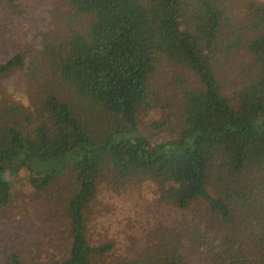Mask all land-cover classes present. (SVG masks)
<instances>
[{
    "label": "trees",
    "instance_id": "obj_1",
    "mask_svg": "<svg viewBox=\"0 0 264 264\" xmlns=\"http://www.w3.org/2000/svg\"><path fill=\"white\" fill-rule=\"evenodd\" d=\"M233 2L52 0L49 28L0 61V78L23 69L29 79L25 105L0 102V227L19 177L56 201L69 242L55 257L6 237L0 264H106L98 256L110 245L87 235L98 184L144 182L179 215L157 224L150 248L113 264H264V0L239 13ZM25 10L0 0V28ZM221 56L244 59L231 98ZM174 68L176 116L153 123L170 134L151 142L139 116L163 103L151 79Z\"/></svg>",
    "mask_w": 264,
    "mask_h": 264
},
{
    "label": "rangeland",
    "instance_id": "obj_2",
    "mask_svg": "<svg viewBox=\"0 0 264 264\" xmlns=\"http://www.w3.org/2000/svg\"><path fill=\"white\" fill-rule=\"evenodd\" d=\"M244 1L247 0H234L227 7L239 13L236 9ZM21 3L26 7L27 14L14 18L9 25L4 24L0 28V61L11 55L14 47L32 45L37 31L45 26L49 28L48 23L53 21L50 15L52 0H21ZM243 60L242 57H236L227 61L224 56L217 59V77L226 97L231 98L240 85L241 72L237 67H240ZM178 73L179 69L174 68L168 74H160L151 79V88L161 93L158 97L163 101L161 105L143 110L139 116V129L151 142L164 140L170 134L164 127H168V123L176 116L173 106L171 109L168 106L175 102L176 89L169 82L170 76ZM185 76L188 78L187 87L194 86L191 74L186 72ZM28 80L23 69L9 77L0 78V102L25 105ZM164 120L168 121L163 127L165 130L158 129L153 124ZM97 188L95 208L90 212L87 223V235L91 243L97 246L110 245L104 254L98 256L106 264H113L117 257H134L142 249L150 248L156 240L153 234L157 224L173 220L179 215L170 206L163 205L153 187L146 182L117 190L99 183ZM13 192L11 208L1 218L6 226L0 227V230H6L0 232V241H4L6 237L18 238L17 243L22 244L33 240L43 246V254L47 256L64 255L69 240L60 234L63 229L56 226L59 220L56 201L51 202L47 193L37 194L19 177L13 182ZM3 245L2 249L5 250V243ZM197 259L195 264H205L206 260L201 256Z\"/></svg>",
    "mask_w": 264,
    "mask_h": 264
}]
</instances>
